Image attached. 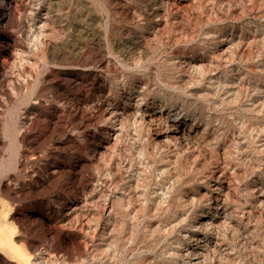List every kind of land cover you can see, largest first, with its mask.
<instances>
[{
    "label": "rangeland",
    "instance_id": "374dc122",
    "mask_svg": "<svg viewBox=\"0 0 264 264\" xmlns=\"http://www.w3.org/2000/svg\"><path fill=\"white\" fill-rule=\"evenodd\" d=\"M0 242L264 264V0H0Z\"/></svg>",
    "mask_w": 264,
    "mask_h": 264
},
{
    "label": "bare ground",
    "instance_id": "6f19581e",
    "mask_svg": "<svg viewBox=\"0 0 264 264\" xmlns=\"http://www.w3.org/2000/svg\"><path fill=\"white\" fill-rule=\"evenodd\" d=\"M181 137V136H180ZM200 141V140H199ZM216 203V202H215ZM214 203V204H215ZM218 203V202H217ZM216 207V206H215ZM219 207V206H218ZM221 211V210H220ZM223 212V211H222ZM220 214V213H219ZM221 215V214H220ZM202 222V221H201ZM204 227V226H203ZM198 229H200V228H198ZM201 230V229H200ZM194 235V234H193ZM192 236V235H191ZM189 237H190V235H189ZM195 238L194 239H192V240H202V239H200V237L198 236V235H195L194 236ZM191 238V237H190ZM12 240V239H11ZM13 241V240H12ZM190 242H191V239H190ZM206 241H204V243H205ZM1 243V242H0ZM13 243H15L14 241H13ZM194 243V242H193ZM196 243V242H195ZM203 243V242H202ZM203 243V244H204ZM1 245H2V243H1ZM5 246V245H4ZM9 246V245H8ZM7 246V247H8ZM189 247V246H188ZM201 249H203V245L201 244V245H198V244H195L194 246H193V248H191L190 249V251H189V255H191V259H190V262L191 263H188V264H197L198 263V255H200L199 253H200V251H201ZM205 250H206V248H205ZM12 252V251H11ZM187 252V251H186ZM183 254H185V253H183ZM5 255V254H4ZM9 255V254H8ZM7 256V255H6ZM185 256V255H184ZM14 257V256H13ZM9 259H11V258H9ZM187 259V258H186ZM201 259V258H200ZM12 260V259H11ZM200 263V262H199ZM198 263V264H199Z\"/></svg>",
    "mask_w": 264,
    "mask_h": 264
}]
</instances>
